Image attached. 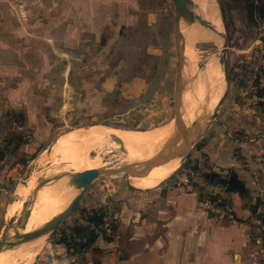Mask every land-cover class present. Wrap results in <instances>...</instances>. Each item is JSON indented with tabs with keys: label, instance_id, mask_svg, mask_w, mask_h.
<instances>
[{
	"label": "rangeland",
	"instance_id": "obj_1",
	"mask_svg": "<svg viewBox=\"0 0 264 264\" xmlns=\"http://www.w3.org/2000/svg\"><path fill=\"white\" fill-rule=\"evenodd\" d=\"M213 2L225 45L218 58L224 88L206 114L201 103L199 109L194 107L199 111L186 127L200 131L201 136L186 156L179 157L178 169L153 185L162 181L189 186L197 189L200 202L204 196L226 199L215 190L217 178L206 174L216 172L229 178L231 165L238 159H264V0ZM174 15L173 0H0V47L8 44L21 49L26 68L25 86H19L22 76L9 83L30 99L26 109L23 104L5 109L7 94L0 89V237L9 219L21 216L24 200L31 199L32 207L45 197L36 199L33 194L39 184L51 186L55 183L51 178L68 172L66 163L51 152L71 131L93 125L141 130L175 125L177 97L183 93L185 108L189 106L207 59L196 49L193 70L184 64L180 76ZM7 83L3 79L0 86ZM225 89L217 117L210 120ZM38 158L41 164L23 200L18 188ZM138 187L142 186L122 173L95 178L54 230L27 241L41 242L32 248L35 254L28 264L45 261L37 257L65 254L74 257V264H119L121 257L136 250L134 244L129 247L128 235L134 232L121 228V202L125 188ZM20 200L22 206L8 213L9 206ZM93 211L100 215V222H90L89 228L98 236L82 246L89 241L90 231L83 237L78 231ZM105 223L111 227L109 233L103 229ZM13 235L11 228L7 232L10 241ZM61 238L69 246L59 242ZM12 250L5 248L7 253Z\"/></svg>",
	"mask_w": 264,
	"mask_h": 264
},
{
	"label": "crops",
	"instance_id": "obj_2",
	"mask_svg": "<svg viewBox=\"0 0 264 264\" xmlns=\"http://www.w3.org/2000/svg\"><path fill=\"white\" fill-rule=\"evenodd\" d=\"M5 48L0 47V81H8L0 86L7 94L3 106L15 109L23 104L26 109L29 97L9 83L22 76L19 86H25L24 55L16 46ZM241 161L231 165L238 185L215 189L229 201L233 221L205 213L197 189L189 186L161 181L153 187L125 188L121 228L134 232L128 238L129 247L134 244L136 250L121 257L119 264H264V159ZM37 258L45 259L40 264H74V257L66 254Z\"/></svg>",
	"mask_w": 264,
	"mask_h": 264
},
{
	"label": "bare ground",
	"instance_id": "obj_3",
	"mask_svg": "<svg viewBox=\"0 0 264 264\" xmlns=\"http://www.w3.org/2000/svg\"><path fill=\"white\" fill-rule=\"evenodd\" d=\"M189 8L193 15L192 21H180L181 34L182 38L185 41V44L183 42V54L185 59L184 64L186 65L187 69L190 70L191 68V70H193V66H191V63L194 62V59L196 57V49L203 52L206 57L208 56V58L206 62H204L205 67L203 68L199 76H197V85L196 88L194 87L196 89V92H194L195 94H192L194 95L193 97H190L191 103L187 101V105L189 106L185 108L186 99L182 96L183 93L180 94V98L179 95L177 97V109L181 113V123L183 127H186L192 117L195 116L194 114L199 111L195 110L194 107L197 106V108L199 109L201 103L203 106V112L212 108L217 99V92L219 91V89H221L222 91V88H224L222 87L223 83L220 79L218 70V58L221 54L222 48L224 47V45H222L223 33L216 6L213 0H190ZM203 41H210L217 45V48L214 50L205 49L203 46H201V42ZM182 91L183 90H181V92ZM189 96H187V98ZM206 113L207 112H204V114ZM175 133H177V127L172 124H163L144 130L93 125L86 129H77L71 131L56 143L53 152L51 153H53V155H57L61 161H64L66 163L68 171L66 174L79 172L89 168L96 169L98 167L106 166L117 167L123 162L135 163L143 161L145 159L147 160L148 158L157 154L161 150L163 145L167 143L168 139H170V137ZM117 138L122 140L121 144L116 141ZM118 147L119 150H117ZM91 151L95 152L93 156L89 155V152ZM34 161L35 162L32 164L28 171L29 177L26 181H24V185H21L22 187L18 188L17 191L18 197L23 200L24 198L26 199V196L30 193L29 186L34 182V178L36 176L34 172L36 171L37 166L41 164V158H38ZM179 165L180 158L175 157L168 160L167 162L150 168L147 173L141 176H129V178L139 186L152 187L162 178L168 176L176 169H178ZM63 168H65V166ZM63 168L61 167V169ZM75 191L76 187H73L71 184H69L68 178L66 177L60 179L51 186L41 188L37 192L36 199L42 196L45 197L41 200V202L36 203L31 207V213L25 224V227L24 229H20L19 231H31L37 227H40L46 221L59 214L74 197V195L76 194ZM20 205L21 200L20 202L17 201L15 203H12L8 208V213H11ZM40 244L41 242L39 239L32 243L27 242L20 246L13 247V250L10 253H7L5 251V248H3L0 252V264H28V262L35 254V251L32 248L37 247ZM9 249L11 250V248ZM2 252L5 255H1Z\"/></svg>",
	"mask_w": 264,
	"mask_h": 264
},
{
	"label": "water",
	"instance_id": "obj_4",
	"mask_svg": "<svg viewBox=\"0 0 264 264\" xmlns=\"http://www.w3.org/2000/svg\"><path fill=\"white\" fill-rule=\"evenodd\" d=\"M189 1L190 0H173V5L175 9V34H176V43H177V53L179 57L178 62V72L180 73V76L183 72L184 67V54H183V47L184 45L181 44L182 40V34H181V28H180V21L185 20L187 22L192 21V12L189 8ZM201 46H203L205 49L214 50L217 48V45L210 41H203L201 42ZM225 48V45H224ZM203 59H207L205 55H202ZM224 76L225 80H227V68L225 63L224 68ZM226 96V89L221 94V97L219 98L216 107L213 110V113L209 116L210 120H213L217 114V109L223 102ZM181 113L177 109V113L175 116V126L177 127V133L173 134L170 139H168L167 143L163 145L161 150L153 155L152 157L148 158L147 160H143L140 162L135 163H121L117 167L114 166H106V167H98V168H89L84 169L79 172L69 173L68 174V181L69 184L74 185L77 189H79L78 193L74 195V197L70 200L68 205L56 216L52 217L48 221H46L41 227L34 229L32 231L27 232H20L18 230V227L20 226L22 229H24L25 224L30 216L31 213V199H28L24 201L23 207L21 209V216L11 217L5 226V229L0 237V252L3 248H13L15 246H18L22 243H25L29 240H32L34 238H37L39 236L44 235L47 232H50L54 230L57 225L71 212L77 201L81 198L82 194L86 190V188L89 186V184L97 177L102 175H119V174H125L127 176H141L145 173H147L150 168H153L156 165H159L161 163L167 162L168 160L175 158V157H183L186 156L194 143L195 139L199 138L201 136L200 131L191 132L187 127H183L181 123ZM197 124V121L193 122V125ZM116 141L121 144L122 140L119 138L116 139ZM51 147L48 148L50 150ZM206 177H209L211 179L217 178L219 185H228L229 188H235L238 183L233 178V175H231L229 178L220 177L216 172H211L209 174L205 175ZM64 175L59 174L51 178L52 180L59 181L62 179ZM45 183L39 184L35 190L33 191V194L36 196L37 192L44 187ZM15 221V222H14ZM264 221V219H263ZM13 229L15 238L13 241H10L7 237V232L10 229Z\"/></svg>",
	"mask_w": 264,
	"mask_h": 264
},
{
	"label": "built area",
	"instance_id": "obj_5",
	"mask_svg": "<svg viewBox=\"0 0 264 264\" xmlns=\"http://www.w3.org/2000/svg\"><path fill=\"white\" fill-rule=\"evenodd\" d=\"M201 205L206 213L217 219L230 221L235 219V215L229 201L224 198L204 196L201 200ZM103 229L108 233L111 231V227L108 223L104 224Z\"/></svg>",
	"mask_w": 264,
	"mask_h": 264
},
{
	"label": "trees",
	"instance_id": "obj_6",
	"mask_svg": "<svg viewBox=\"0 0 264 264\" xmlns=\"http://www.w3.org/2000/svg\"><path fill=\"white\" fill-rule=\"evenodd\" d=\"M87 223L86 226H84V229L79 230L78 232L81 233V237H83L84 232H86V230L90 231L89 233V241L86 243H81L82 246H88L89 244H92L96 237L98 236L97 234H95L93 232V230L91 228H89V223L93 222L94 224H98L100 222V215L97 213V211H93L92 213H90L89 217L86 219ZM59 242L64 243L66 246H69V243L66 241L65 238H61L58 240Z\"/></svg>",
	"mask_w": 264,
	"mask_h": 264
},
{
	"label": "flooded vegetation",
	"instance_id": "obj_7",
	"mask_svg": "<svg viewBox=\"0 0 264 264\" xmlns=\"http://www.w3.org/2000/svg\"><path fill=\"white\" fill-rule=\"evenodd\" d=\"M209 178H210V176H209ZM211 179V178H210Z\"/></svg>",
	"mask_w": 264,
	"mask_h": 264
}]
</instances>
